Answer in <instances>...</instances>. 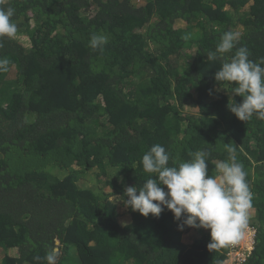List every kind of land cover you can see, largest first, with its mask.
<instances>
[{
	"label": "trees",
	"instance_id": "obj_1",
	"mask_svg": "<svg viewBox=\"0 0 264 264\" xmlns=\"http://www.w3.org/2000/svg\"><path fill=\"white\" fill-rule=\"evenodd\" d=\"M5 6L18 32L0 41L12 62L0 73V264H46L53 247L57 264H225L232 245L210 250V229L181 231L166 208L145 217L125 206L126 186L151 175L142 157L156 144L169 166L209 149L210 174L237 148L258 232L243 264H264V120L229 110L243 97L215 80L224 58L206 54L231 30L250 59L264 58V0ZM93 34L107 37L103 51L89 46Z\"/></svg>",
	"mask_w": 264,
	"mask_h": 264
},
{
	"label": "clouds",
	"instance_id": "obj_2",
	"mask_svg": "<svg viewBox=\"0 0 264 264\" xmlns=\"http://www.w3.org/2000/svg\"><path fill=\"white\" fill-rule=\"evenodd\" d=\"M5 5L6 0H0V41L5 37L11 39L18 32L13 19L15 9ZM183 38L187 40L190 36L186 34ZM240 38L238 31H226L215 50L206 54L208 60L224 58L220 69L215 71V80L226 82L232 88L231 93L243 97L240 103L230 99L229 110L241 121H249L254 116L264 120V58L250 59L247 47H237ZM106 43V36L93 34L89 46L103 51ZM234 49L233 55L226 56ZM11 63L9 58L0 57V73L9 72ZM227 151L228 159L216 161L215 172L210 174L208 161L212 153L209 149L189 153L190 160L178 165L173 161L174 166H169L170 154L165 146L153 145L142 157L143 170L151 175L139 188L126 186L125 206L145 217L149 214L159 217L166 208L174 214L176 221L181 222L178 224L181 231L185 225L210 229V250L231 245L233 248L249 228L256 230V240L257 228L249 225L253 193L246 179L247 172L237 160V148L229 146ZM254 249L255 243L247 260ZM58 256L59 252L53 247L45 257L46 264H57Z\"/></svg>",
	"mask_w": 264,
	"mask_h": 264
},
{
	"label": "built area",
	"instance_id": "obj_3",
	"mask_svg": "<svg viewBox=\"0 0 264 264\" xmlns=\"http://www.w3.org/2000/svg\"><path fill=\"white\" fill-rule=\"evenodd\" d=\"M254 228L248 229L245 237L233 246V251L228 254V260L225 264H243L246 262L255 243Z\"/></svg>",
	"mask_w": 264,
	"mask_h": 264
},
{
	"label": "rangeland",
	"instance_id": "obj_4",
	"mask_svg": "<svg viewBox=\"0 0 264 264\" xmlns=\"http://www.w3.org/2000/svg\"><path fill=\"white\" fill-rule=\"evenodd\" d=\"M17 39H19V41H20L21 43H23V44H25V42H26V38L23 37V36H17Z\"/></svg>",
	"mask_w": 264,
	"mask_h": 264
}]
</instances>
